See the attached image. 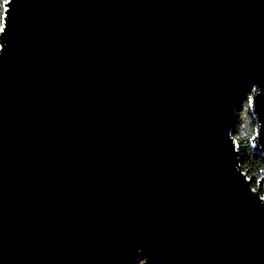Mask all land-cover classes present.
I'll list each match as a JSON object with an SVG mask.
<instances>
[{
    "label": "water",
    "instance_id": "water-1",
    "mask_svg": "<svg viewBox=\"0 0 264 264\" xmlns=\"http://www.w3.org/2000/svg\"><path fill=\"white\" fill-rule=\"evenodd\" d=\"M0 264H264V0H10Z\"/></svg>",
    "mask_w": 264,
    "mask_h": 264
},
{
    "label": "trees",
    "instance_id": "trees-1",
    "mask_svg": "<svg viewBox=\"0 0 264 264\" xmlns=\"http://www.w3.org/2000/svg\"><path fill=\"white\" fill-rule=\"evenodd\" d=\"M2 4L3 0H0V5ZM0 15L3 16V19H0V27H3V8H0ZM251 99L252 93H249L237 104L231 138L237 151V170L247 177L248 181L251 182L253 190L258 192V188L263 182L264 157L258 151L255 144L257 122L253 116ZM261 197L263 198L264 196L261 195Z\"/></svg>",
    "mask_w": 264,
    "mask_h": 264
},
{
    "label": "snow or ice",
    "instance_id": "snow-or-ice-1",
    "mask_svg": "<svg viewBox=\"0 0 264 264\" xmlns=\"http://www.w3.org/2000/svg\"><path fill=\"white\" fill-rule=\"evenodd\" d=\"M9 3H10V0H3V4L2 5H0V8H3V11L4 12H8V5H9ZM0 19H3V16L2 15H0ZM4 29H3V27H0V31H3Z\"/></svg>",
    "mask_w": 264,
    "mask_h": 264
},
{
    "label": "rangeland",
    "instance_id": "rangeland-1",
    "mask_svg": "<svg viewBox=\"0 0 264 264\" xmlns=\"http://www.w3.org/2000/svg\"><path fill=\"white\" fill-rule=\"evenodd\" d=\"M252 93L254 94V93H255V91H254V92H252ZM261 188H262L261 195H262V196H264V186H262ZM140 263H141V262H140ZM137 264H139V263H137Z\"/></svg>",
    "mask_w": 264,
    "mask_h": 264
}]
</instances>
